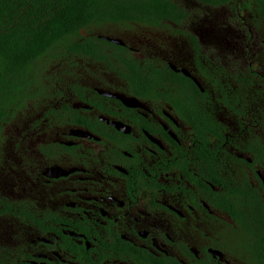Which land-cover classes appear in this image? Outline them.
<instances>
[{
  "label": "flooded vegetation",
  "instance_id": "flooded-vegetation-1",
  "mask_svg": "<svg viewBox=\"0 0 264 264\" xmlns=\"http://www.w3.org/2000/svg\"><path fill=\"white\" fill-rule=\"evenodd\" d=\"M159 1L172 20L158 14L106 36L139 74L77 77L78 92L43 100L5 141L14 168L0 193L34 213L32 224L2 221L22 263L247 264L249 250L235 252L240 218L263 214L252 188L264 208V166L250 153L252 87L239 77L263 59L255 24L264 9L255 0ZM164 70L203 96L172 106Z\"/></svg>",
  "mask_w": 264,
  "mask_h": 264
},
{
  "label": "trees",
  "instance_id": "trees-1",
  "mask_svg": "<svg viewBox=\"0 0 264 264\" xmlns=\"http://www.w3.org/2000/svg\"><path fill=\"white\" fill-rule=\"evenodd\" d=\"M255 1L264 9V0ZM172 11L170 4L159 0H0V189L14 168L4 151L14 128L20 129L27 119L40 113L43 100L57 96V92L68 88L78 92L77 81L73 83L77 77L112 72L124 77L125 70L139 74L134 57L106 36L112 35L116 26L149 22L158 14L172 20ZM255 25L261 33L264 31V22ZM262 52L263 59L252 65L250 77L239 79L244 90L252 87L255 128L250 153L254 163L264 166V141L257 133L262 128L264 135V48ZM163 72L166 74H158L175 95L173 99L168 97L172 106H185L196 96H203L191 81L171 71ZM212 79L219 84L217 76ZM49 114L56 112L50 109L46 116ZM27 202L0 193V232L8 235L0 236L4 246L0 247V264H25L21 262L25 252L16 242L17 235L5 229L2 221L32 224L34 213ZM252 203L259 205L263 214H252L255 220L240 218V226L246 230H238L241 236L236 244L241 250L236 248L235 252L241 257L243 249L249 250L244 262L264 264V208L253 188Z\"/></svg>",
  "mask_w": 264,
  "mask_h": 264
},
{
  "label": "water",
  "instance_id": "water-1",
  "mask_svg": "<svg viewBox=\"0 0 264 264\" xmlns=\"http://www.w3.org/2000/svg\"><path fill=\"white\" fill-rule=\"evenodd\" d=\"M108 41H110L108 38H106ZM115 43H118V42H115ZM120 43V42H119ZM123 104L125 105V106H127V103H125V102H123Z\"/></svg>",
  "mask_w": 264,
  "mask_h": 264
},
{
  "label": "rangeland",
  "instance_id": "rangeland-1",
  "mask_svg": "<svg viewBox=\"0 0 264 264\" xmlns=\"http://www.w3.org/2000/svg\"><path fill=\"white\" fill-rule=\"evenodd\" d=\"M14 129L16 130V128H14ZM9 132H10V129H9ZM13 132H14V131H13ZM13 132H12V133H13ZM0 247L3 248L4 246H3L2 244H0Z\"/></svg>",
  "mask_w": 264,
  "mask_h": 264
}]
</instances>
